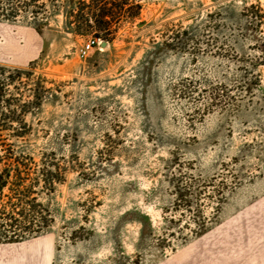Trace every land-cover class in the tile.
I'll return each mask as SVG.
<instances>
[{"label": "rangeland", "instance_id": "obj_1", "mask_svg": "<svg viewBox=\"0 0 264 264\" xmlns=\"http://www.w3.org/2000/svg\"><path fill=\"white\" fill-rule=\"evenodd\" d=\"M65 1L18 19L41 36L0 23V146L63 180L51 232L0 264H264V0H128L86 58Z\"/></svg>", "mask_w": 264, "mask_h": 264}, {"label": "trees", "instance_id": "obj_2", "mask_svg": "<svg viewBox=\"0 0 264 264\" xmlns=\"http://www.w3.org/2000/svg\"><path fill=\"white\" fill-rule=\"evenodd\" d=\"M37 1L0 0V23L24 25L41 36L45 24L34 19L32 22L18 20L26 14L34 15L36 12L28 7ZM119 1L112 4L105 3V0H91L89 3L79 2L74 8L70 0H66L64 31L111 42L118 28L115 17L127 15L132 10L128 0ZM133 9L134 17H137L141 6ZM255 51L256 64L264 65V41L255 44ZM1 85L0 109L4 102ZM1 119L6 123L16 121L6 114L1 115ZM37 158L36 163L35 155L23 148L0 146V245L24 243L51 232L57 211L56 186L62 183V174L53 162V154H42Z\"/></svg>", "mask_w": 264, "mask_h": 264}, {"label": "built area", "instance_id": "obj_3", "mask_svg": "<svg viewBox=\"0 0 264 264\" xmlns=\"http://www.w3.org/2000/svg\"><path fill=\"white\" fill-rule=\"evenodd\" d=\"M101 42H102L101 39H98V38H90L80 48V50L78 51V56L80 58H86L88 56V54L91 53L94 48L100 46V43Z\"/></svg>", "mask_w": 264, "mask_h": 264}, {"label": "water", "instance_id": "obj_4", "mask_svg": "<svg viewBox=\"0 0 264 264\" xmlns=\"http://www.w3.org/2000/svg\"><path fill=\"white\" fill-rule=\"evenodd\" d=\"M106 45H107V43H106L105 41H102V42L100 43V47H101V48L106 47Z\"/></svg>", "mask_w": 264, "mask_h": 264}, {"label": "crops", "instance_id": "obj_5", "mask_svg": "<svg viewBox=\"0 0 264 264\" xmlns=\"http://www.w3.org/2000/svg\"><path fill=\"white\" fill-rule=\"evenodd\" d=\"M34 30V29H33ZM35 31V30H34ZM35 33H36V31H35ZM28 36H31V35H28ZM27 59V58H26Z\"/></svg>", "mask_w": 264, "mask_h": 264}]
</instances>
